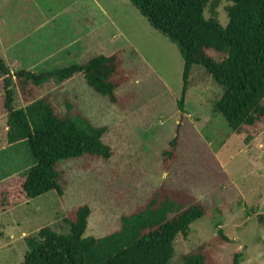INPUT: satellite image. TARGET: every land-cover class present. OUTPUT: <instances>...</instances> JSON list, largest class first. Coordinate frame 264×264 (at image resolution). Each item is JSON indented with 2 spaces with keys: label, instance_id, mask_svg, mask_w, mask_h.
Instances as JSON below:
<instances>
[{
  "label": "rangeland",
  "instance_id": "rangeland-1",
  "mask_svg": "<svg viewBox=\"0 0 264 264\" xmlns=\"http://www.w3.org/2000/svg\"><path fill=\"white\" fill-rule=\"evenodd\" d=\"M217 8L222 25L226 6ZM206 18L211 17L209 6ZM119 51L129 80L116 90L125 105L110 104L82 75L35 87L58 113L81 111L112 149L109 159L84 156L61 162L64 193L27 198L21 184L34 161L25 141L9 143L5 84L0 71V264H24L27 239L43 227L68 233L72 209H91L84 236L103 238L120 229L122 216L143 205L161 185L183 190L204 204L207 215L174 240L169 264L208 244L221 264H264V122L239 134L213 109L223 92L195 64L183 110L177 107L184 60L178 45L154 29L129 0H0V57L9 68L14 109L24 108L16 74H36L85 63ZM217 60L222 56L210 53ZM70 107V108H69ZM5 126V128H4ZM178 136V159L162 168V150ZM219 229L228 241L214 243Z\"/></svg>",
  "mask_w": 264,
  "mask_h": 264
},
{
  "label": "trees",
  "instance_id": "trees-1",
  "mask_svg": "<svg viewBox=\"0 0 264 264\" xmlns=\"http://www.w3.org/2000/svg\"><path fill=\"white\" fill-rule=\"evenodd\" d=\"M149 24L181 51L184 64L182 90L177 107L183 110L193 65L210 73L223 92L213 109L222 115L234 133L246 126L264 122V0H129ZM221 1L226 2L228 21L222 25L217 16ZM209 6L211 17L206 18ZM210 53L222 56L218 60ZM0 71L7 76L5 104L9 143L25 141L34 164L21 187L27 198L55 191L64 193L60 183L61 162L89 156L109 159L111 147L102 137L106 128L95 127L76 110L62 115L50 98L35 99V87L55 79L59 82L80 74L87 86L114 105H125L126 98L116 90L128 82L119 51L97 55L85 63L56 68L36 74L20 70L16 74L24 108L14 109L9 89V68L0 57ZM70 108V107H69ZM176 136L162 150V168L172 169L178 159ZM91 209L80 205L70 211L68 233H57L51 227L41 228L27 239L29 250L24 264H169L174 256V240L187 236L192 223L207 215L202 202L183 190L163 185L130 215L122 216L120 229L103 238L84 236ZM264 226V215L258 216ZM214 243L228 241L219 229ZM241 252L233 256L238 264ZM184 264H221L208 244L183 256Z\"/></svg>",
  "mask_w": 264,
  "mask_h": 264
},
{
  "label": "crops",
  "instance_id": "crops-1",
  "mask_svg": "<svg viewBox=\"0 0 264 264\" xmlns=\"http://www.w3.org/2000/svg\"><path fill=\"white\" fill-rule=\"evenodd\" d=\"M4 128H5V126H4ZM7 132V131H6Z\"/></svg>",
  "mask_w": 264,
  "mask_h": 264
}]
</instances>
